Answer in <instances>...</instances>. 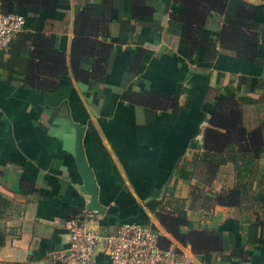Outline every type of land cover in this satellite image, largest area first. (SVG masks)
Wrapping results in <instances>:
<instances>
[{
	"label": "crops",
	"instance_id": "1",
	"mask_svg": "<svg viewBox=\"0 0 264 264\" xmlns=\"http://www.w3.org/2000/svg\"><path fill=\"white\" fill-rule=\"evenodd\" d=\"M243 3L255 24V52L237 56L216 43L212 58H205L204 46L189 55L183 24L174 17L183 7L175 0H62L55 9L18 8L25 26L0 49V264H59L52 252L68 249L65 220L90 199L75 160L79 132L97 185L101 234L134 221L183 247L187 264H264V203H252L264 190V151L247 166L255 170L244 177L251 190L237 207L214 203L217 193L235 186V165L210 167L199 158L205 148H238L245 133L251 139L240 148H264V0H227L224 13L208 14L202 35L216 40L224 18ZM84 9L101 29L92 28L90 38L109 44L102 80L72 73L74 24ZM34 33L53 39L65 58V74L47 89L24 83ZM85 58L90 70L93 59ZM127 91L162 94L173 106L135 105L122 98ZM158 212L185 213L181 230H207L221 240L219 252L206 260L179 244ZM234 249L242 257H230ZM90 264H110L102 244Z\"/></svg>",
	"mask_w": 264,
	"mask_h": 264
},
{
	"label": "trees",
	"instance_id": "2",
	"mask_svg": "<svg viewBox=\"0 0 264 264\" xmlns=\"http://www.w3.org/2000/svg\"><path fill=\"white\" fill-rule=\"evenodd\" d=\"M1 10L5 13H19L18 8L31 5L36 8L55 9L62 0H0ZM183 7V13L174 16L182 22L181 42L188 47L189 55L195 54L200 46L205 47V58H212L217 54L216 43L220 49L233 51L237 56L247 57L255 52L258 38L253 30L255 24L250 18V12L243 3L241 8L233 17H225L219 30L216 40L202 35L209 13L222 14L225 11L227 0H175ZM21 14V13H19ZM22 15V14H21ZM97 29L101 33L97 23L93 22L87 9L79 12L75 19V39L71 50V69L77 80L94 79L102 80L106 72V59L109 51V44L102 40H92L89 35L91 29ZM104 35V33H103ZM32 50L29 53V62L24 76V83L33 88L47 89L56 85V79L65 74L66 65L62 51H59L53 39L41 33L29 34ZM246 53V54H244ZM86 57V58H85ZM93 59L90 70L82 64L83 59ZM82 60V61H81ZM122 98L134 103L153 109H165L170 105L172 99L162 94L146 96L142 93L127 91ZM170 101H166L169 100ZM236 141L251 139V135L245 133ZM234 141H230L232 145ZM210 148L199 155V158L207 161L209 166L212 163H224L230 160L236 169L237 181L232 189L219 192L214 197L215 205L237 207L241 204V195L251 190V182L244 177L251 178L255 170L248 168L253 163L257 153L264 151V148ZM246 151V152H245ZM254 156V157H253ZM197 159V157H195ZM252 203H264V190H259L252 195ZM157 218L164 230L169 233L175 241L183 246H190L191 251L203 255L209 260V255L219 252L221 240L214 237L207 230H192L183 232L181 227L187 222L185 213L177 216L158 212ZM155 229V228H154ZM160 241L163 247H170L171 240L160 233ZM242 250L234 249L233 255L242 257Z\"/></svg>",
	"mask_w": 264,
	"mask_h": 264
},
{
	"label": "built area",
	"instance_id": "3",
	"mask_svg": "<svg viewBox=\"0 0 264 264\" xmlns=\"http://www.w3.org/2000/svg\"><path fill=\"white\" fill-rule=\"evenodd\" d=\"M25 23L23 15L5 13L0 7L1 50L9 46ZM97 214L85 207L78 215L65 220L69 246L67 250L52 252L54 262L90 264L97 245L102 244L110 264H187L189 252L183 247H163L159 230L134 221H122L113 233L101 234L95 225Z\"/></svg>",
	"mask_w": 264,
	"mask_h": 264
},
{
	"label": "water",
	"instance_id": "4",
	"mask_svg": "<svg viewBox=\"0 0 264 264\" xmlns=\"http://www.w3.org/2000/svg\"><path fill=\"white\" fill-rule=\"evenodd\" d=\"M79 86L80 88H83L82 84H79ZM75 160L78 171L82 176L83 184L81 189L90 197L87 208L91 210L101 209L97 201V185L95 183L94 175L83 154L80 132L77 134L75 141Z\"/></svg>",
	"mask_w": 264,
	"mask_h": 264
}]
</instances>
